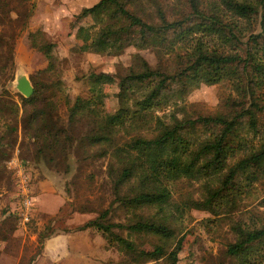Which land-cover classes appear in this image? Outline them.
I'll return each mask as SVG.
<instances>
[{"label":"rangeland","instance_id":"obj_1","mask_svg":"<svg viewBox=\"0 0 264 264\" xmlns=\"http://www.w3.org/2000/svg\"><path fill=\"white\" fill-rule=\"evenodd\" d=\"M96 1L0 0V264H170L165 255L135 262L97 227L77 228L106 208V221L110 222H129L134 210L125 209L115 198L114 179L109 172V164L114 161L112 147L86 143L84 137L92 123L84 115L69 119V107L76 97L87 99L95 95L96 91L90 88V71L113 75V81L101 84L102 102L97 105L102 111L113 113L120 105L119 80L131 68H140L136 53L151 67L173 72L197 41L207 50L244 55L249 34L261 29L260 15L241 17L227 10L221 0H197L201 8L219 11L232 24L240 42L215 33L195 32L168 52L157 46L134 45L118 54L81 51L78 26L97 29L100 18L81 16L79 12ZM127 6L152 23H159L161 16L179 19L191 11L189 0H127ZM31 32H36V44L29 37ZM45 41L54 43L52 68H48L49 59L38 48ZM20 75L27 76L38 88L33 106L23 102L27 96L16 87ZM240 79L237 74H230L215 83L202 82L182 97H167L148 110L147 120L116 126L113 140L122 145L137 135L152 137L160 124L172 121L173 114L179 118L232 114L238 108L232 102L244 101ZM261 84L256 89L264 99V83ZM133 90L125 100L130 107H134L135 99L143 97L145 88ZM34 107L46 109V121L53 133L63 129L54 149L43 151L33 126L27 122V113ZM207 134L200 132L199 136ZM262 141L264 129L252 140L254 145ZM240 154L241 151L229 162ZM206 181L215 183L214 178L180 176L168 183L171 197L164 211L158 212L156 206L135 211L145 218L165 215L170 219L172 233L165 245L170 251L181 239L176 264H241L227 252V246L237 238V225L264 223V176L248 188L243 187L232 207L212 211L196 208L191 202L203 199ZM128 191L126 183L121 192ZM26 194L32 202L28 220L19 215ZM112 229L147 249L162 242L150 232H128L116 226ZM47 232L48 236L40 239L41 233ZM251 259L248 264H264V246L253 251Z\"/></svg>","mask_w":264,"mask_h":264},{"label":"trees","instance_id":"obj_2","mask_svg":"<svg viewBox=\"0 0 264 264\" xmlns=\"http://www.w3.org/2000/svg\"><path fill=\"white\" fill-rule=\"evenodd\" d=\"M191 11L182 18L167 20L160 17L159 23L144 20L127 6V0H98L92 5L81 8L79 15H93L100 18L96 28L79 25L76 34L81 39L79 50L97 53H121L128 45L138 48L157 46L162 51H172L174 45L184 41L195 32L210 35L217 34L227 40L240 42L234 33L232 24L224 19L217 10L200 7L197 0H189ZM223 6L233 14L249 18L260 15L261 29L251 32L245 41L244 55L238 52L207 50L200 41L181 58L182 64L173 72L153 68L138 53V70H129L119 80L118 97L120 105L113 113L98 108L102 102L101 84L113 81V75L107 72L90 71L88 77L91 90L95 95L89 98L76 97L69 107V119L78 115L89 117L92 127L84 139L94 145L106 143L112 147L114 161L109 164V172L114 179L115 198L118 204L127 210H134V218L129 222L106 221L108 208L89 219L77 228L95 226L103 236L114 241L118 248L131 256L132 260L157 259L166 256L170 264H176L181 239L166 251L165 242L171 235L170 219L165 215L145 218L135 210L143 206H156L158 212L167 208L171 197L168 183L180 176L192 178H214L215 183L206 181L203 199L192 200L196 208L216 210L229 208L239 195V191L248 188L260 176H264V141L254 145L253 138L264 129V99L256 87L264 83V0H221ZM36 32L30 33L32 44H36ZM54 43L45 41L38 45L49 59L48 68L54 63ZM237 74L242 82L243 98L233 101L238 105L232 114L218 112L199 114L196 117L171 115L169 124H160L158 132L152 137L134 136L122 145L114 142L116 126L143 122L153 106L159 105L167 97H182L200 83H215L224 76ZM145 91L143 97L135 99L134 107L125 101L128 92L134 87ZM30 96L23 102L33 106L38 97V88L34 83ZM134 91V90H133ZM48 107V106H46ZM44 107H34L27 113V122L34 128V136L40 140L42 150L54 149L59 143L58 129L53 133L46 121ZM208 136H199V133ZM251 134V136L246 135ZM70 142L72 141L69 136ZM240 156L233 162L229 159ZM128 184L129 191L121 192ZM125 228L128 232H150L161 238L152 249L140 247L134 240L114 231L112 227ZM237 238L229 243L227 252L241 264H248L252 252L264 246V223L256 226L235 227ZM49 232L41 233L40 239Z\"/></svg>","mask_w":264,"mask_h":264},{"label":"water","instance_id":"obj_3","mask_svg":"<svg viewBox=\"0 0 264 264\" xmlns=\"http://www.w3.org/2000/svg\"><path fill=\"white\" fill-rule=\"evenodd\" d=\"M16 87L24 96H30L34 90L31 81L25 75H20L17 78Z\"/></svg>","mask_w":264,"mask_h":264},{"label":"built area","instance_id":"obj_4","mask_svg":"<svg viewBox=\"0 0 264 264\" xmlns=\"http://www.w3.org/2000/svg\"><path fill=\"white\" fill-rule=\"evenodd\" d=\"M31 206H32V202H31V199L29 197V194H26L22 198L21 211L19 212V215L22 216V218H24L25 220L29 219Z\"/></svg>","mask_w":264,"mask_h":264}]
</instances>
